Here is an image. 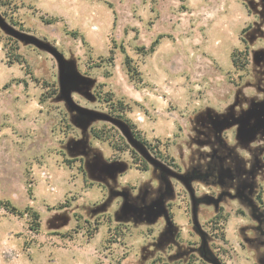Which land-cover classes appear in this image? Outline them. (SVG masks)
<instances>
[{
    "label": "rangeland",
    "instance_id": "rangeland-1",
    "mask_svg": "<svg viewBox=\"0 0 264 264\" xmlns=\"http://www.w3.org/2000/svg\"><path fill=\"white\" fill-rule=\"evenodd\" d=\"M260 190L264 0H0V264H264Z\"/></svg>",
    "mask_w": 264,
    "mask_h": 264
},
{
    "label": "trees",
    "instance_id": "trees-1",
    "mask_svg": "<svg viewBox=\"0 0 264 264\" xmlns=\"http://www.w3.org/2000/svg\"><path fill=\"white\" fill-rule=\"evenodd\" d=\"M245 32H246V29L243 31V33H245ZM158 43H159V39L153 44L150 53H154V52H155V49H156V46H157ZM241 54L243 55V53H239V54L237 55L235 52L232 54V63H233V66H234L235 68L240 67V66H239V62H240V60H241V57H239V56H241ZM128 67H129L130 70L135 71V69L132 68L131 60H130V59H128ZM58 91H59V90H57V93H58ZM57 93H56V94H57ZM127 123H128V122H127ZM128 125H129V127L131 128V131H132V133H133V136H134V138H135V140H136L137 142H139V143H141L143 146H145L146 149H147L149 152H151L152 154H154V155L156 156L157 159H160V160L166 162L167 164H169V165H171V166H172V165H173V166L175 165V161H174L173 159H169L166 155H164L163 152L160 150L159 147H157V146H155V145H153V144H150V143H148V142L143 141L142 139H140V137H138V135L133 131L134 126H133V125L131 126L129 123H128ZM97 138H100L99 135H97ZM130 148H131V147H130ZM132 151H133V153H134L136 156H139V153H138L135 149H132ZM140 156H141V155H140ZM143 162L145 163V165H144V167H145L144 170H148L149 165H148L147 160H145V159L143 158ZM255 199H256V201H257L259 207L264 209V197H263V191H262V190H260V191L257 193ZM0 207L4 208L5 210H7V211H9V212H11V213H13V214H15V215H18V216H22V215H24V214H28V213H29V214L31 215V217H32L33 219L36 220V228L38 229V228L40 227V222H39V218H40V216H39L38 213L33 212L31 208H28V209H26L25 211H20V210H18L16 207H14L10 202H8V201H3V200H1V199H0ZM221 219H223L222 209H220V211L218 212V214L215 216V218H214L213 221H212V223H214L215 225H214V227H212L213 229H212L211 232L216 231V228H218V227H219V224L221 223V221H220ZM222 240H223V239H222ZM224 240H226L225 235H224ZM224 240H223V241H224ZM220 260H221V259H220Z\"/></svg>",
    "mask_w": 264,
    "mask_h": 264
},
{
    "label": "crops",
    "instance_id": "crops-1",
    "mask_svg": "<svg viewBox=\"0 0 264 264\" xmlns=\"http://www.w3.org/2000/svg\"><path fill=\"white\" fill-rule=\"evenodd\" d=\"M233 64V63H232Z\"/></svg>",
    "mask_w": 264,
    "mask_h": 264
}]
</instances>
